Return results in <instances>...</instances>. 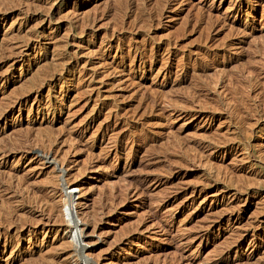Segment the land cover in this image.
<instances>
[{
	"label": "rangeland",
	"instance_id": "obj_1",
	"mask_svg": "<svg viewBox=\"0 0 264 264\" xmlns=\"http://www.w3.org/2000/svg\"><path fill=\"white\" fill-rule=\"evenodd\" d=\"M0 217V264H264V0H0Z\"/></svg>",
	"mask_w": 264,
	"mask_h": 264
},
{
	"label": "bare ground",
	"instance_id": "obj_2",
	"mask_svg": "<svg viewBox=\"0 0 264 264\" xmlns=\"http://www.w3.org/2000/svg\"><path fill=\"white\" fill-rule=\"evenodd\" d=\"M163 2V1H162ZM149 19V18H148ZM151 25V24H150ZM149 27V26H148ZM206 28V27H205ZM153 37V36H152ZM216 48V47H215ZM253 55V54H252ZM218 72V71H217ZM251 74V73H250ZM253 74V73H252ZM241 76V75H240ZM195 78V77H194ZM217 78V77H216ZM251 78V77H250ZM239 83V82H238ZM199 86V85H198ZM241 87V86H240ZM209 88V87H208ZM199 90V89H198ZM246 90V89H245ZM246 94H248V93H246ZM207 100V99H206ZM201 102V101H200ZM245 102V101H244ZM153 107V106H152ZM136 109V108H135ZM220 109V108H219ZM213 111V110H212ZM218 111V110H217ZM134 112V111H133ZM242 116V115H241ZM240 126V125H239ZM177 142V141H176ZM177 148V147H176ZM11 179V178H10ZM33 194V193H32ZM33 197V196H32ZM67 199L64 201V203H63V207L65 206V210L67 211V212H70L71 211V207H72V201L73 200H71V195L68 193L67 194ZM23 198V197H22ZM24 199V198H23ZM31 200V199H30ZM43 201V200H42ZM44 201H45V199H44ZM22 202V201H21ZM19 203V202H18ZM8 205V204H7ZM19 205H21V204H18V206ZM25 205V204H24ZM48 205H49V203H48ZM110 205H111V203H110ZM2 209V208H1ZM8 209V208H7ZM13 209V208H12ZM15 210H16V208H15ZM14 211V210H13ZM1 212H2V210H1ZM4 213V212H3ZM13 213V212H12ZM26 213V212H25ZM5 214H8L7 212L5 213ZM11 215V214H10ZM10 215H8V217L10 216ZM16 215H17V213H16ZM20 214H18V216H19ZM3 216V215H2ZM18 216H17V218H18ZM21 216V215H20ZM25 217V216H24ZM1 218V217H0ZM11 218V217H10ZM21 218H22V216H21ZM20 219V218H19ZM13 220V219H12ZM33 222V221H32ZM31 224V223H30ZM3 225H5V224H3ZM2 226V225H1ZM8 226V225H7ZM33 226V225H32ZM10 227V226H9ZM4 229H7V228H4ZM8 230V229H7ZM18 230V229H17ZM20 230V229H19ZM5 231V230H4ZM16 232H19V231H16ZM1 233H3V231L1 232ZM3 235V234H2ZM5 236V235H4ZM14 241V240H13ZM65 248H66V246H65ZM51 249V248H50ZM53 249V248H52ZM61 253V252H60ZM32 261V260H31ZM51 262H53V261H50V264H51ZM30 263H32V262H30ZM26 264V263H25ZM43 264V263H42Z\"/></svg>",
	"mask_w": 264,
	"mask_h": 264
}]
</instances>
